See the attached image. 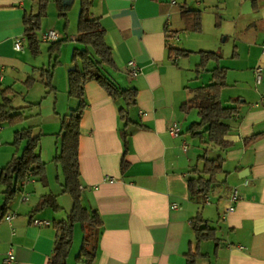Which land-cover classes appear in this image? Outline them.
<instances>
[{"label": "crops", "instance_id": "crops-1", "mask_svg": "<svg viewBox=\"0 0 264 264\" xmlns=\"http://www.w3.org/2000/svg\"><path fill=\"white\" fill-rule=\"evenodd\" d=\"M73 5L66 12L69 25L64 29L56 2L50 1L38 33L39 57L30 53L24 35V15L38 12V0H0V66L4 67L0 104L1 91L12 88V105L25 117L17 125H0V214L7 190L3 169L22 154L26 143L14 144L17 131L31 127L39 135L37 152L46 165V184L30 174L29 180L18 183L15 198L0 215V264H6L11 250L13 264H48L56 223L73 208L72 197L64 192L62 168L55 161L61 118L79 103L68 95V73L75 66L72 54L80 47L78 29H73ZM182 6L202 13L201 32L186 29ZM91 10L106 29L116 63V68L106 66V73L122 88L137 91L127 108L132 121L125 127L129 166L122 173L124 121L119 110L126 102L113 100L94 80L84 87L87 107L79 144L82 203L103 220L93 264H187V254L196 244L191 220L199 212L220 241L217 247L213 240L202 241L205 255L196 264H264V0H94ZM52 29L64 42L52 79L56 91L49 92L41 70L52 58L41 37ZM17 38H24V51L15 50ZM171 48L192 53L171 57ZM200 51L220 57V65L227 69L222 104L238 108L228 121L226 148L204 145L189 131L200 120L192 101L194 91L211 83L216 67L210 61L198 75ZM132 59L142 70L136 78L126 71ZM257 67L262 69L260 82ZM30 77L35 82L27 87L24 82ZM172 123L178 124L179 136L169 133ZM191 141L198 145L191 147ZM205 149L210 158L222 157L224 165L203 199L190 195L188 180L197 176L194 169L203 167L198 158ZM235 188L240 197L235 210L227 213ZM47 194L57 196L60 209L33 212ZM7 214L14 215L11 221L5 219ZM34 219L50 224L36 225ZM78 227L82 231L76 224L67 264H78L83 239Z\"/></svg>", "mask_w": 264, "mask_h": 264}, {"label": "trees", "instance_id": "trees-1", "mask_svg": "<svg viewBox=\"0 0 264 264\" xmlns=\"http://www.w3.org/2000/svg\"><path fill=\"white\" fill-rule=\"evenodd\" d=\"M51 0H38V12L26 13L24 15L25 39L30 53L38 56L41 53L40 39L38 32L41 30L42 21L48 15V6ZM94 0H80V12L78 19L77 41L80 47L73 50L72 61L75 66L68 73L70 97L78 99L79 103L75 109L61 118V142L55 156L64 174V192L68 193L73 199L72 211L66 219L56 223L57 237L53 254L48 264H67V258L70 254L74 231L76 224H80L83 231V239L76 256V262L79 264H93L96 254V239L98 230L103 225L100 214L90 211L82 203V188L80 183V163H79V144L81 135V120L87 107L85 100V84L94 80L103 87L113 100L123 99L126 106L120 108L119 113L124 121L122 129V138L124 141V153L121 161V171L125 173L129 163L127 156L129 154V135L125 127L132 122L128 115V107L134 102L137 91L133 88H122L108 73L105 67L116 68L113 58L112 48L107 41L106 29L101 24L99 18L92 14ZM59 16L64 19V29L69 25V19L66 12L72 7L74 0H55ZM181 16L186 23V29L201 32L202 31V13L200 11L190 10L187 6L181 7ZM63 40L53 42L49 51L52 61L47 68L41 70V77L45 81V86L49 92L56 89L52 84L54 69L60 64V52ZM192 52L178 48L170 49V56H189ZM200 59L197 64V74L205 71L209 62H216V67L211 71L212 80L210 84L198 87L194 91L192 101L197 105L200 120L194 122L189 128L190 133L200 139L204 145L212 144L221 148H226L229 143L225 136L231 130L228 122L237 112V107H226L221 101V92L227 85V69L220 65V57L213 51L198 52ZM34 78H28L24 84L31 87L34 84ZM2 103L0 104V125H17L25 121V117L20 108L12 105L10 95L13 89L7 87L1 91ZM184 109L185 106H184ZM17 111V112H15ZM39 135L33 134V128L26 127L16 132L14 144L20 145L26 141L22 154L15 157L11 163L3 169L2 180L7 184L6 197L1 214L4 215L10 201L15 198L17 185L24 180L28 173L37 177L39 181L46 184V165L41 155L37 152L39 145ZM207 149L198 160L203 163L201 169H194L197 176L189 178L188 188L191 196L205 199L213 185L217 181V175L223 172L224 159L222 157L210 158L206 155ZM46 208L58 211L60 206L57 196L54 194L44 195L33 212H39ZM0 214V215H1ZM192 226L196 236L195 247L190 249L187 254V264H196L198 257L203 256L200 250L202 241L213 240L216 247L219 246L220 239L217 236L215 228L210 227L208 221L204 219L202 213H198L192 220Z\"/></svg>", "mask_w": 264, "mask_h": 264}, {"label": "built area", "instance_id": "built-area-1", "mask_svg": "<svg viewBox=\"0 0 264 264\" xmlns=\"http://www.w3.org/2000/svg\"><path fill=\"white\" fill-rule=\"evenodd\" d=\"M58 38H59L58 32L53 30V29L44 32L42 34V37H41V39L43 41L48 42V43H53V42L57 41ZM14 48L16 51H24V49H25L24 38H17L15 41V44H14ZM263 52H264V44H263ZM126 71H127L128 75L132 78L138 77L142 72L141 67L139 66L137 61L133 60V59L128 62L127 67H126ZM255 72H256L257 81L260 82L261 78H262L261 67H257ZM3 76H4V67L0 66V81L3 79ZM0 129H1V126H0ZM168 131L172 136H179L181 133L180 128H179L177 123L170 124L168 127ZM184 148H186V145H184ZM29 175H30V173L27 174L24 181L29 180V178H30ZM107 179L108 180H114V178H109V177ZM239 197H240L239 190L237 188H235L232 192V195H231V203L228 205L227 210H226L227 213L233 212L235 210V208H236L235 205H236ZM23 200L27 201L28 196L25 195L23 197ZM4 217L7 221H11L12 218L14 217V215L13 214H7ZM33 223L36 225H48V224H50V221L41 220V219H34ZM14 261H15V254L11 250L6 257L5 262H6V264H13Z\"/></svg>", "mask_w": 264, "mask_h": 264}, {"label": "rangeland", "instance_id": "rangeland-1", "mask_svg": "<svg viewBox=\"0 0 264 264\" xmlns=\"http://www.w3.org/2000/svg\"><path fill=\"white\" fill-rule=\"evenodd\" d=\"M74 11H73V13L71 14V15H73V17H74V14H75V17H74V20H73V29H75L76 31H77V29H78V19H79V12H80V0H76V2L74 3ZM71 11V12H72ZM39 34H40V31L38 32ZM44 42V41H43ZM47 46L46 48H48L49 49V45L47 44V43H43V46ZM48 49H46L45 50V54H46V51L48 50ZM39 57L41 56V53L38 55ZM46 61H48V60H46ZM204 79H205V81L207 80V78L206 77H204ZM193 143H195L194 144V146H196V145H198V144H196L197 142H192L191 141V147H193ZM78 232H81L82 233V231H81V229L78 227ZM74 263V261L72 262V264Z\"/></svg>", "mask_w": 264, "mask_h": 264}, {"label": "water", "instance_id": "water-1", "mask_svg": "<svg viewBox=\"0 0 264 264\" xmlns=\"http://www.w3.org/2000/svg\"><path fill=\"white\" fill-rule=\"evenodd\" d=\"M66 2L69 1V0H65Z\"/></svg>", "mask_w": 264, "mask_h": 264}]
</instances>
